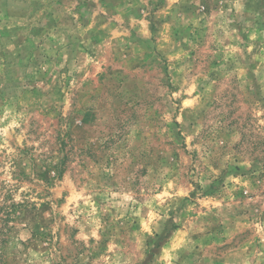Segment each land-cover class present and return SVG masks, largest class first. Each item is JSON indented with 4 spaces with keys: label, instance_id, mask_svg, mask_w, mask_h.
I'll return each mask as SVG.
<instances>
[{
    "label": "rangeland",
    "instance_id": "374dc122",
    "mask_svg": "<svg viewBox=\"0 0 264 264\" xmlns=\"http://www.w3.org/2000/svg\"><path fill=\"white\" fill-rule=\"evenodd\" d=\"M0 264H264V0H0Z\"/></svg>",
    "mask_w": 264,
    "mask_h": 264
}]
</instances>
